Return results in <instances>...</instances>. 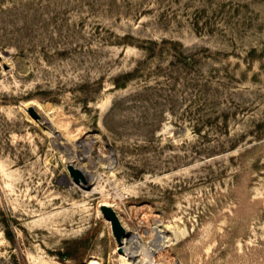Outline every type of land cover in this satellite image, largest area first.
<instances>
[{
	"label": "rangeland",
	"instance_id": "1",
	"mask_svg": "<svg viewBox=\"0 0 264 264\" xmlns=\"http://www.w3.org/2000/svg\"><path fill=\"white\" fill-rule=\"evenodd\" d=\"M0 264H264V0H0Z\"/></svg>",
	"mask_w": 264,
	"mask_h": 264
},
{
	"label": "water",
	"instance_id": "2",
	"mask_svg": "<svg viewBox=\"0 0 264 264\" xmlns=\"http://www.w3.org/2000/svg\"><path fill=\"white\" fill-rule=\"evenodd\" d=\"M67 168H68L70 176L72 177L75 183H83V184L86 183V178L80 169L72 165H68ZM100 210L102 211L104 216L108 220H110L112 232L115 235V237L119 238L122 232V229H121L120 222L115 212L108 205H105V204L101 205Z\"/></svg>",
	"mask_w": 264,
	"mask_h": 264
},
{
	"label": "bare ground",
	"instance_id": "3",
	"mask_svg": "<svg viewBox=\"0 0 264 264\" xmlns=\"http://www.w3.org/2000/svg\"><path fill=\"white\" fill-rule=\"evenodd\" d=\"M72 178V177H71ZM73 180V179H72ZM74 181V180H73ZM101 205H103V204H101ZM106 205V204H105ZM101 213H102V211H101ZM103 214V213H102ZM103 216H104V214H103ZM105 217V216H104ZM106 218V217H105ZM107 219V218H106ZM108 220V219H107ZM109 222H110V220H108Z\"/></svg>",
	"mask_w": 264,
	"mask_h": 264
}]
</instances>
